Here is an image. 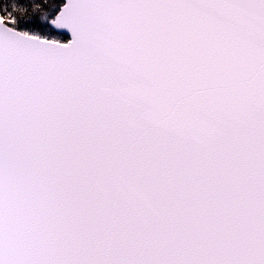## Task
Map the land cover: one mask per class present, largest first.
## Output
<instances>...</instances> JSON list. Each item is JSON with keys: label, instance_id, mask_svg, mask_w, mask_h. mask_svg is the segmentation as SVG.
I'll return each instance as SVG.
<instances>
[{"label": "snow or ice", "instance_id": "6c2138e0", "mask_svg": "<svg viewBox=\"0 0 264 264\" xmlns=\"http://www.w3.org/2000/svg\"><path fill=\"white\" fill-rule=\"evenodd\" d=\"M0 264H264V0H0Z\"/></svg>", "mask_w": 264, "mask_h": 264}]
</instances>
